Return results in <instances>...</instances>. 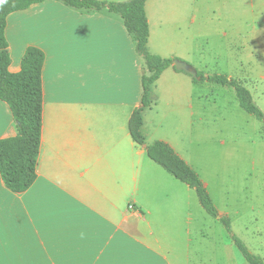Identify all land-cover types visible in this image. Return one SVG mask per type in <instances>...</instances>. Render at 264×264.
Here are the masks:
<instances>
[{"label":"crops","instance_id":"1","mask_svg":"<svg viewBox=\"0 0 264 264\" xmlns=\"http://www.w3.org/2000/svg\"><path fill=\"white\" fill-rule=\"evenodd\" d=\"M164 1L146 2L147 50L192 63L195 11ZM6 37L13 74L28 48L44 52V102L36 182L17 194L0 174V264H175L174 254L179 264L199 199L146 148L165 143L195 169L200 82L173 64L150 84L141 146L129 123L147 71L118 15L47 0L11 14ZM16 135L11 109L0 100V139Z\"/></svg>","mask_w":264,"mask_h":264},{"label":"rangeland","instance_id":"2","mask_svg":"<svg viewBox=\"0 0 264 264\" xmlns=\"http://www.w3.org/2000/svg\"><path fill=\"white\" fill-rule=\"evenodd\" d=\"M168 2L195 11L196 51L186 63L206 77L237 80L264 113V0H165L162 5ZM195 97L194 170L220 216L231 220L233 234L264 260V125L241 108L233 88L200 82ZM193 211L191 242L183 248L188 261L181 256L179 264H248L218 218L200 201ZM169 260L178 264L175 254Z\"/></svg>","mask_w":264,"mask_h":264},{"label":"trees","instance_id":"3","mask_svg":"<svg viewBox=\"0 0 264 264\" xmlns=\"http://www.w3.org/2000/svg\"><path fill=\"white\" fill-rule=\"evenodd\" d=\"M47 0H0V100L7 103L17 124L15 137L0 139V174L6 187L14 193L28 191L37 180V161L40 153L43 121V82L42 72L45 54L36 47L27 49L21 71L10 72L12 59L6 37L7 19L16 12L27 10L33 5ZM78 10L108 12L118 15L136 43V50L145 62L147 73L142 78V104L136 110L129 123L134 141L141 146L145 139L141 133V112L150 103V84L157 80L162 72L173 65L151 55L147 50L149 23L145 5L148 0H130L121 3H105L98 0H59ZM200 80L223 87L233 88L241 108L256 117L264 125V113L255 103L252 93L235 79L225 75L205 76L198 71ZM149 158L173 175L177 180L196 191L204 210L213 218H218L232 235L236 248L248 264H264V260L253 254L232 231L231 220L220 216L205 184L199 174L183 161L174 150L165 143L155 142L147 146Z\"/></svg>","mask_w":264,"mask_h":264},{"label":"water","instance_id":"4","mask_svg":"<svg viewBox=\"0 0 264 264\" xmlns=\"http://www.w3.org/2000/svg\"><path fill=\"white\" fill-rule=\"evenodd\" d=\"M173 64H174V66L176 67L177 70L183 71V72L191 75L194 79L200 80V78L198 77V70L195 69L190 64H188V63H186L184 61H179V60H175L173 62Z\"/></svg>","mask_w":264,"mask_h":264}]
</instances>
